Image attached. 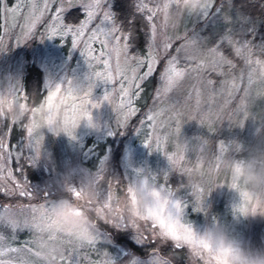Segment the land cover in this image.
<instances>
[{"label": "rangeland", "instance_id": "rangeland-1", "mask_svg": "<svg viewBox=\"0 0 264 264\" xmlns=\"http://www.w3.org/2000/svg\"><path fill=\"white\" fill-rule=\"evenodd\" d=\"M8 2L12 4L14 0H8ZM157 2L163 9L161 22L167 26V34L181 38L173 40L168 58L170 56L181 58L180 66H183L182 57L184 55L210 62L211 47L216 43L218 34L223 31L222 22L218 20L187 21L186 14L197 10L182 11L181 0H175V3L179 5L178 8L171 7L172 0H157ZM56 7V4L52 5L51 11L48 13L49 16L54 15ZM215 7H221L223 13L229 16L244 11L232 0H216ZM246 14L255 21L250 12ZM75 18V22H70L66 21L65 17L64 23L76 24L78 19ZM95 23L98 21H94L89 27H93ZM253 27L257 29L256 42L262 43L260 38L264 37V30L258 29V21H255ZM193 29L204 38V42L199 46L188 47L184 52H177V49L184 43L182 37L186 32L191 35ZM34 31L36 35L32 38L20 40L18 39L19 28L13 29L7 35L5 30L0 29V49H3L0 51V93L20 89L25 91L29 97L39 101L41 96L56 84L66 85L71 80L74 85L86 86L92 70L81 52L83 51L82 42L78 43L77 48H74L72 46L73 38L70 34L65 38L56 36L43 39L42 34L45 31L43 25H37ZM236 32L239 35L240 29L237 28ZM87 35L88 33L85 34V37ZM121 42L123 43V40ZM93 48L96 49L93 55H100L98 41L93 42ZM130 54L145 56L146 51L140 53L135 50ZM229 59L235 64L234 68L229 69L228 66L227 68L224 66L222 70H205L200 77L201 83H198L196 79L185 77L179 87L169 92L164 101L160 103L157 102L155 93L161 86L160 73L166 65L167 58L161 59L154 75L141 84L142 91L133 99V107L138 109L145 102L148 94H152L148 108L130 131L128 125L137 111L128 118L127 127H117L118 114L115 107L120 100L115 90L120 88V84L116 80L111 84L102 80L96 81L92 98L102 100L105 91L109 90L115 103L111 105L108 101H103L99 107L92 109V124L83 121L76 130L75 137H70L66 133L57 135L48 128H44L42 130L44 143L39 156H36V149L27 144L23 130L13 127L10 133L9 148L11 149L12 144L18 141L21 151L33 159L34 162L28 166L23 160L20 161V164L25 165V174L37 196L43 198L47 194L50 198L56 215L55 223L45 222L43 227L37 229L32 237L27 230H18L15 233L18 243L13 246L19 247L25 240L31 239L34 245L33 252L40 260L47 261L48 264H61V260L65 256V244L57 233V224L74 241L79 240L72 232L65 229L56 214L57 205L61 202H68L71 206L82 209V200L71 198L69 186L80 187L81 191L86 193V196L83 197L85 199L89 198L92 192L99 195L102 189L97 186L95 181L101 172L102 162L104 178L115 177L120 180L121 185L129 182L136 184L145 177L151 179L152 174L164 173L170 169L171 165L163 152L152 151L156 148V143L152 141L157 136L162 139V150L170 154L176 151V145L181 141L187 142L188 157L186 161L182 162L183 166L195 164L202 138L206 140L208 152H217L219 142L224 141L229 146L228 155L236 158L246 157L253 150L264 148V84L257 81L252 86V99L246 104L248 111L256 114L259 119L249 117L245 120L237 110L244 97V89L249 87L246 78L235 81L238 90L235 91L227 104H225L226 93L221 92L223 82L228 81L227 87H231L233 78L240 77L241 72L245 70L240 59L239 63L238 58L236 61L232 58ZM258 62L260 67L257 74H264V60H258ZM94 65L97 71H103L101 64L94 61ZM144 70L142 68L140 72L142 73ZM207 80L212 81L210 89L205 87ZM194 85L200 89L202 94L199 109L196 108ZM209 92L213 96L211 100L207 99ZM161 109H163L162 115L154 121L155 129L149 127L148 116L161 111ZM177 112L180 114L178 121H171L170 117L175 116ZM202 114L208 115V121L204 124L199 122ZM241 120H244L243 124H239ZM177 123L180 127L179 133L175 131ZM8 126L9 121L5 120L0 125V129L8 131ZM144 129H147L148 136L152 138L150 140L151 149L144 143V136L137 132V130L143 131ZM110 131L115 134L109 135ZM10 165L13 175L20 179L15 159L10 161ZM203 168L207 171L208 164L205 163ZM228 179L223 173L215 176V182L220 184L225 183V180ZM5 181L8 185L15 187L11 178L7 176L0 179V187L4 186ZM160 182L164 183L162 177ZM167 183L173 189L178 187L176 196L187 202L185 215L196 231L203 232L210 225L220 224L231 230L241 247L264 251V217H245L235 212L232 205L237 197L227 185H221L207 195L203 204L205 210H196L193 204L195 196L191 189L179 188L181 183H188L186 176L173 171L169 173ZM201 187L207 191V185H201ZM117 198L126 205L128 202L127 191L119 193L113 190L110 198L103 204L93 205L95 214L87 211V206H84L87 215L81 218L83 223L80 227H90L94 232L97 224L92 221H96L98 217L112 221ZM17 202L26 204L29 201L25 198H20L19 201H9L6 196L0 195V204ZM32 202L43 203L44 201ZM105 213H108L107 218ZM118 219L130 221L126 215ZM137 223L141 222L137 221ZM102 227L108 228L107 225ZM108 230L113 231L110 228ZM3 234L8 236L11 233L4 230ZM114 240L118 243L112 249L113 251H130L141 258L147 257L148 249L138 245L130 231L114 232ZM162 252L168 255L169 249L163 248ZM179 256L178 264H187V250H181ZM92 259H96L95 254L92 255Z\"/></svg>", "mask_w": 264, "mask_h": 264}, {"label": "snow or ice", "instance_id": "snow-or-ice-1", "mask_svg": "<svg viewBox=\"0 0 264 264\" xmlns=\"http://www.w3.org/2000/svg\"><path fill=\"white\" fill-rule=\"evenodd\" d=\"M53 4H56L57 7L54 15L49 16L48 13ZM215 4L216 0H205L199 10L186 14V20L191 22L194 20L222 22L223 31L218 34L216 43L211 47L210 62L184 55L182 57L183 66H180L181 58L177 56L168 58V56L173 40L181 38L167 34V26L161 22L163 9L157 0H132L133 12L128 17L127 29L123 27L122 22L118 23L117 14L112 7L113 0H14L12 4H9L8 0H0V29L5 30L6 35L13 29L19 28L18 39L27 40L36 35L34 30L37 25L44 26L43 39L56 36L65 38L70 34L73 38L72 46L74 48H77L78 43L82 42L83 51L81 52L92 70L86 86L74 85L71 80L66 85L56 84L54 87H50L39 101L29 97L25 91L20 89L9 91L7 94L33 108L45 98L49 102L56 101L64 113L66 134L75 137V132L72 129L76 127L83 116H88L89 123L92 124V109L101 104V100L92 98L96 81L102 80L111 84L116 80L120 84L118 90L113 89L117 91L120 100L115 107L118 114L117 127H127L128 118L138 111L133 107V99L142 91L141 84L154 75L161 59L167 58L166 65L160 73L161 86L155 93L156 100L160 103L164 101L169 92L179 87L185 77L196 79L198 83H201L200 77L205 70H222L225 65L229 69L234 68L235 64L223 50L225 46H228L231 49V54L243 62L245 70L241 72L240 77L233 78L231 87H227L228 81L223 82L221 92L226 93L225 104H227L235 91L238 90L235 81L246 78L249 87L244 89V97L237 110L246 119L248 116L246 104L252 99V86L257 81L264 84V74H257L260 67L258 60H264L262 59L264 57V37L260 38L262 43L256 42L257 29L253 27L255 21L250 19L248 14L240 12L233 16L225 15L221 7L214 8ZM165 7L168 6L165 5ZM171 7L178 8L179 5L175 3V0H172ZM73 13L76 14L78 23H64L65 17L73 15ZM81 17L83 18L81 19ZM137 17L143 19L147 29L144 32L146 38L145 56L130 54V48L134 46L136 39L134 25ZM94 21H98V23L90 28L89 25H92ZM237 28L240 29L239 35L236 32ZM86 33L88 35L85 37ZM182 39L184 43L177 49V52H184L188 47L199 46L204 42V38L194 29L191 35L186 32ZM97 41L100 45V55L94 56L93 53L96 49L93 48V42ZM94 61L103 66V71L96 70ZM142 68L145 70L141 73L140 69ZM211 85L212 81L207 80L205 87L210 89ZM193 88L196 108L199 109L202 94L198 87L194 85ZM3 94L4 92L0 93V95ZM207 99H213L211 92ZM102 100L108 101L111 105L115 103L109 90L105 91ZM162 113L163 109L148 116L149 127L155 129L154 121ZM179 115L177 112L175 116L170 117V120L178 121ZM5 120L9 121V126L8 131L0 129V179L4 176L11 178L15 187L8 185L5 181L4 186L0 187V195L6 196L9 201H19L20 198H25L29 202L26 204L19 202L0 204V264H48L47 261L40 260L33 252L34 245L31 239L25 240L19 247L13 246L18 243L15 236L18 230H27L32 237L37 229L43 227L45 222L55 223L56 215L50 198L47 194L43 198L37 196L25 174V165L20 164V161L23 160L28 166L34 162L33 159L21 151L18 141L12 144L11 149L9 148L10 133L13 127H16L23 130L27 144L34 147L36 156H39L44 143L43 129L29 125L28 116L19 122L0 116V125ZM206 121H208V115L202 114L199 122L204 124ZM243 122L244 120H241L239 124H243ZM175 131L176 133L180 132L178 123ZM137 132L144 136V143L151 149L150 140L152 138L148 136L147 129L137 130ZM113 134L115 133L109 132V135ZM152 142L156 143V148L152 151L163 152L168 157L171 167L162 174H152L151 179L145 177L141 182L135 183L143 193L153 198V202L163 201L166 209L158 211L147 223L141 222L137 225L127 219H117L112 222L98 217L97 228L93 235L90 238H81L76 241L57 224V233L65 244V256L61 260V264H85V262L86 264H178L180 261L179 252L184 249L187 250V264H192L190 249L194 250L200 247L203 241L198 238L193 230V225L186 218L187 202L177 198L178 187L173 189L167 183L169 173L173 171L181 173L185 177L182 162L186 161L185 151L187 147L188 152V145L179 143L176 145V151L170 154L162 150L160 137H155ZM228 153L229 146L224 141L219 142L218 150L215 153L208 152L206 142H201L195 162L202 166L205 163L208 164L205 173L209 178L207 191L201 186L188 183L179 185V188L191 189L195 196L193 204L196 210H205L203 208L204 200L211 192L213 184L216 183L215 176L223 173L221 163ZM13 159L17 162V173L20 179L13 175L10 165V161ZM103 165L102 162L101 172L95 181L97 186L102 189L99 195L92 192L90 197L85 199L80 187L69 186L71 198L82 200V209L85 210L84 206H87L86 210L93 214H95L93 205L103 204L110 198L113 190L119 193L129 191V186L132 184L129 182L121 185L120 180L115 177L105 179L102 173ZM161 177L164 183L160 182ZM37 200L44 202H32ZM244 210L243 208L239 209V211ZM103 225H107L108 228L102 227ZM109 228L113 231H109ZM4 230L10 231L11 234L5 236ZM129 231L138 245L148 249L146 258L136 256L130 251L115 252L112 250L118 243L114 240V232ZM163 248L169 249L168 255L163 254ZM93 254L96 259H92Z\"/></svg>", "mask_w": 264, "mask_h": 264}, {"label": "clouds", "instance_id": "clouds-1", "mask_svg": "<svg viewBox=\"0 0 264 264\" xmlns=\"http://www.w3.org/2000/svg\"><path fill=\"white\" fill-rule=\"evenodd\" d=\"M204 2L205 0H181L182 11L198 10ZM0 116L16 122L28 116V123L33 127L48 128L55 134L66 133L63 110L56 101L49 102L47 98L33 108L4 92L0 95ZM249 117L259 119L251 111H248L247 118ZM83 121L89 122V117L83 116L72 131L76 132ZM201 142L206 140L202 138ZM181 144L187 146V142L181 141ZM185 155L187 158V147ZM221 168L229 179L227 183L213 184L211 191L221 185H227L237 197L232 205L235 212L245 217H264V148L253 150L248 156L241 158L226 155L222 160ZM205 173L203 166L196 162L193 166H184V174L190 185H207L209 178ZM129 188L126 205L117 198L112 222L126 215L134 225L138 224L137 221L147 223L158 211L166 209L163 201L153 202V198L143 193L137 184H132ZM82 196H86L83 191ZM242 208L245 210L239 211ZM56 214L65 229L72 232L76 238L87 239L93 235L90 227H80L83 223L81 218L87 215L84 209H77L68 202H61L57 205ZM107 216L108 213H105L106 218ZM193 230L203 244L194 250L190 249L192 264H264V251L241 247L237 238L226 226L215 224L206 227L203 232L196 231L194 227Z\"/></svg>", "mask_w": 264, "mask_h": 264}, {"label": "trees", "instance_id": "trees-1", "mask_svg": "<svg viewBox=\"0 0 264 264\" xmlns=\"http://www.w3.org/2000/svg\"><path fill=\"white\" fill-rule=\"evenodd\" d=\"M234 4L237 6L243 8L245 13L250 12L251 16L255 19V21H258L259 27L258 29L260 31L264 30V0H232ZM113 10L117 14V20L118 23L122 22L123 27L125 29L128 28V17L132 14L133 12V7H132V0H113ZM243 11V12H244ZM76 14L73 13V15L66 16V21L70 22H75L76 21ZM136 31V39L134 41V46L130 48V52H133L136 50V52H144L146 48V38L144 35V32L147 30L144 24V21L142 18L137 17L136 18V24L134 25ZM225 54L229 56V58L237 60L236 57H234L231 54V49L227 46L223 49ZM238 63H239V58H238ZM241 62V61H240ZM227 68V65H225ZM151 95L148 94L146 100L142 105L138 108V111L136 115L131 119L130 125H128V130H132L133 127L136 126L138 120L144 113V111L148 108L150 101H151ZM6 236V235H5ZM17 237V236H16ZM20 239L22 237L19 236Z\"/></svg>", "mask_w": 264, "mask_h": 264}]
</instances>
